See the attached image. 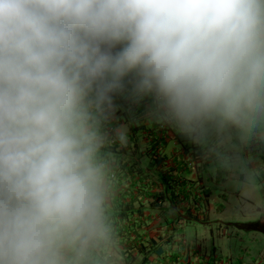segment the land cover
Listing matches in <instances>:
<instances>
[{
  "label": "clouds",
  "instance_id": "9594fccd",
  "mask_svg": "<svg viewBox=\"0 0 264 264\" xmlns=\"http://www.w3.org/2000/svg\"><path fill=\"white\" fill-rule=\"evenodd\" d=\"M136 107L264 141V0H0V264H125L106 146Z\"/></svg>",
  "mask_w": 264,
  "mask_h": 264
},
{
  "label": "crops",
  "instance_id": "0c3cea01",
  "mask_svg": "<svg viewBox=\"0 0 264 264\" xmlns=\"http://www.w3.org/2000/svg\"><path fill=\"white\" fill-rule=\"evenodd\" d=\"M141 110L144 111L136 107L122 111L121 119L128 133L127 143L106 146L116 178L115 213L117 206L131 210L129 218L132 225L127 237L132 240L138 235L148 241L144 249L134 246L126 249L125 264H240L237 258L222 260L214 247H202L192 240L185 242L182 232L179 238L174 232L175 227L180 224L181 228L187 219L179 205L185 207L194 202L196 207L202 194L205 198L211 197V190L201 187L205 179L207 184H219L224 173L229 176L233 162L231 167L229 164L227 168H220L218 152L222 149H218L221 146L219 142L210 138L208 148L193 147L192 144L187 147V140L183 142L170 136L166 127L161 130L163 125L141 116ZM243 152L250 153L255 161H259L247 164L262 174L261 182H264V141H253ZM231 158L233 161L236 159ZM236 166V176L244 180L245 170L238 174L240 167ZM243 197L251 200L248 195ZM119 219L123 220L121 223L127 222L125 218Z\"/></svg>",
  "mask_w": 264,
  "mask_h": 264
},
{
  "label": "rangeland",
  "instance_id": "374dc122",
  "mask_svg": "<svg viewBox=\"0 0 264 264\" xmlns=\"http://www.w3.org/2000/svg\"><path fill=\"white\" fill-rule=\"evenodd\" d=\"M210 138L221 145L217 144L218 149H222L218 152L219 166L227 168L230 164L231 167L233 162V168L228 177L223 174L219 184H207L205 179L201 187L211 190V197L205 198L202 194L196 207L194 202L185 207L179 205L187 219L181 225L182 229L180 224L175 227V235L179 238L182 232L185 242L192 240L202 247H214L222 260L237 258L240 264H264V208H261L264 206V182H261L262 174L247 164L259 161L235 147L226 134L213 133L208 140ZM231 157L236 158L235 161ZM235 166L240 167L238 174L245 170L244 180L236 176ZM209 172L215 176L214 172ZM243 195H248L251 200Z\"/></svg>",
  "mask_w": 264,
  "mask_h": 264
},
{
  "label": "trees",
  "instance_id": "16d2710c",
  "mask_svg": "<svg viewBox=\"0 0 264 264\" xmlns=\"http://www.w3.org/2000/svg\"><path fill=\"white\" fill-rule=\"evenodd\" d=\"M140 115L143 116V111L141 110L140 111ZM175 138H177L175 136ZM181 139H183V137H181ZM179 140V139H178ZM187 147L190 146V143H187L186 144ZM199 147H209L208 143L206 144H201V145H198ZM221 168V167H220ZM221 177V176H219ZM174 198H176L175 195H173ZM133 210V209H132ZM131 210L129 211L125 206L123 207H120V206H117V210H116V216H119L118 219L116 220V224H117V228L120 232V235H121V239H122V243H123V246H124V252L126 253V249H130V248H133V246L136 248V249H144L146 247V240H144L142 237H137L138 235H135L134 238L132 240H130L127 236L130 234V231H131V228L130 226L132 225V223H130V213ZM126 219L127 222H123L121 223L122 221H120V219ZM264 229V227H262ZM264 231V230H263ZM127 238V239H126ZM129 253V252H128Z\"/></svg>",
  "mask_w": 264,
  "mask_h": 264
}]
</instances>
